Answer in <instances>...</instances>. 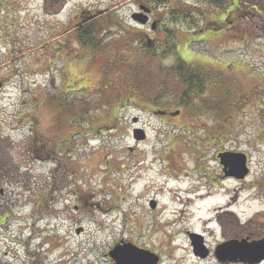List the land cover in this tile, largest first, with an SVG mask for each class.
<instances>
[{"label":"rangeland","instance_id":"374dc122","mask_svg":"<svg viewBox=\"0 0 264 264\" xmlns=\"http://www.w3.org/2000/svg\"><path fill=\"white\" fill-rule=\"evenodd\" d=\"M237 1L239 19L262 0ZM231 7L0 0V264H115L108 252L123 243L156 253L158 264H264L215 255L225 242L264 239V18L242 30ZM79 8L104 30L96 51L75 36ZM142 8L152 22L131 18ZM120 49L133 61L104 77L96 59ZM179 60L221 73L220 102L202 115L186 102L168 120L139 108L177 111L187 88L172 69ZM158 85L162 106L146 101ZM136 127L144 140L133 138ZM223 151L244 153L248 175L224 176ZM197 189L214 196L195 200ZM189 233L201 236L207 257L193 254Z\"/></svg>","mask_w":264,"mask_h":264},{"label":"trees","instance_id":"16d2710c","mask_svg":"<svg viewBox=\"0 0 264 264\" xmlns=\"http://www.w3.org/2000/svg\"><path fill=\"white\" fill-rule=\"evenodd\" d=\"M152 1L153 3L158 2V4L163 3V0H152ZM204 1L205 2L207 1L209 6L213 8L216 12L223 10L228 5H232L233 7H231L230 11L236 12L235 14L232 15L233 17L232 21L236 19L237 23L238 21H240L243 25H245V23H247V25H251V23H248L251 20V18H254V17L264 18V6H262V2H264V0L258 2V5L251 6L248 9H246V11H243L241 14H245V15L244 17L242 16L243 18L241 17L239 19H237L239 16L238 12L241 11V8L237 7L235 3H238V5L240 6V3H242L241 1H237V0H204ZM243 4L246 5L245 2ZM227 17L228 16H226L225 18ZM221 22L222 20L220 19L217 22L219 30H221L219 26ZM247 25L242 27V30H247L249 27ZM165 32L170 34L171 30L166 29ZM103 34H104V30L100 28L98 23L93 20H89V19L87 20L86 25H84L83 27L82 26L77 27L75 29V36L77 37V41L79 43L80 48H82L83 50H86V49L87 50L90 49L92 51L98 50V46H99L98 36H101ZM168 36L170 37V35ZM142 48H143L142 50L145 53H148V54L153 53V51L149 49L148 45H144ZM169 49H171L170 45L165 41L163 45L160 46L157 53L159 55L165 56V53H167ZM124 50L125 49H120L118 52H116L115 54L111 56L105 55L101 61H98L96 59V61L102 67L104 77L109 76L111 73H115V72H118L124 69L126 62L133 61V60H129L126 57V52H125L126 50L125 51ZM154 55L155 54H152V56ZM99 58H102V57H99ZM148 64L150 65V63ZM127 68L131 70L130 66H128ZM172 69L175 70L176 78H178L181 81V83H183L187 87L186 90L183 91L182 95H180V100L181 102L182 101L185 103L187 102V105L191 107L190 111L194 115L196 114L202 115L206 113L205 111H203L205 107L213 108L214 107L213 104L220 102V97H219L220 95L215 96L213 93L214 91H217L220 88H223L222 81H224V78L221 75V73L219 72L214 73V72L205 71L203 69H198L192 65H189L188 63L187 64L184 63L181 60H179L176 66H174ZM153 78H154V83H157V77L153 75ZM103 84L106 85L107 83H103ZM152 88L155 89V90H152L153 95H151L150 97L148 95V98L146 101H149V104H151V102L155 100V102L158 105L162 106V97L165 95V89H163L161 85L154 86ZM130 89L132 90V92L138 91L137 88L132 87V86ZM194 91L197 92L199 101H194L193 99L189 101V97L191 93H193ZM204 92L208 95V99L206 100L201 96L203 95ZM145 93L147 92L145 91ZM126 99L130 100L129 98H126ZM207 104H209L210 106ZM70 126L72 125L70 124ZM37 145H38L37 147H28L27 149L29 150L27 151V153L31 151L34 155H36L38 152V148L43 147L41 144L37 143ZM3 168H4L3 166H0V171Z\"/></svg>","mask_w":264,"mask_h":264},{"label":"water","instance_id":"95a60500","mask_svg":"<svg viewBox=\"0 0 264 264\" xmlns=\"http://www.w3.org/2000/svg\"><path fill=\"white\" fill-rule=\"evenodd\" d=\"M131 17L140 23L146 22V19L140 17V14L135 13ZM135 121L137 118H133V122ZM132 134L136 141L144 140L146 136L145 131L140 127L134 128ZM218 156L220 164L224 166L223 170L226 176L241 179L248 174L247 158L244 153L226 151ZM150 206L151 208L155 207L154 200L150 201ZM188 236L193 254L200 258L207 257L209 249L202 244L201 236L197 233H189ZM108 254L115 264H158L159 262V256L156 253L130 243L115 245ZM215 255L218 260L240 258L245 262L258 263L264 259V239L251 243L245 240L225 242L216 248Z\"/></svg>","mask_w":264,"mask_h":264},{"label":"flooded vegetation","instance_id":"af4514ba","mask_svg":"<svg viewBox=\"0 0 264 264\" xmlns=\"http://www.w3.org/2000/svg\"><path fill=\"white\" fill-rule=\"evenodd\" d=\"M8 1H10V0H8ZM48 0H45V2H47ZM58 1H61L62 3L64 2V0H58ZM43 3H44V0H37V4H38V6L41 8L42 7V5H43ZM45 4H47V3H45ZM233 7V6H232ZM143 9V11L141 10V11H139V12H137V13H140V17H142L143 19H146V22L145 23H143V24H147V23H149V22H152L153 20L151 19V10L150 9H148V8H146L145 10H144V8H142ZM85 12H86V10H84V9H82V8H79L78 9V11H77V16L76 17H78V19L76 20V22H77V24H76V26H74L75 28H77V27H80V26H84V25H86V22H87V20L88 19H84V14H85ZM232 12V15L235 13L234 11H230V12H228V16H229V13H231ZM152 29V28H151ZM184 104H185V102H181V104L178 106V108H177V111L175 110V112H171L170 110H168L167 108H166V105H163L162 107H160V108H158V107H156V106H152L151 108L150 107H146V106H140L139 105V108H141V109H143V110H145L146 112H152L153 114H155L156 116H158L160 119H163V120H168L167 118H169V117H171V115L172 116H177V115H179L182 111L180 110V108L181 107H183L184 106ZM175 113V114H174ZM224 152V151H223ZM219 153H221V152H218L217 153V155L219 154ZM222 172H223V175L224 176H226V174H225V172H224V170L222 169ZM3 193V190L1 189V192H0V194H2ZM262 262H264V260L262 261ZM261 262V263H262Z\"/></svg>","mask_w":264,"mask_h":264},{"label":"bare ground","instance_id":"6f19581e","mask_svg":"<svg viewBox=\"0 0 264 264\" xmlns=\"http://www.w3.org/2000/svg\"><path fill=\"white\" fill-rule=\"evenodd\" d=\"M198 193L195 194V200H199V201H202V200H206L212 196H214V193H211V192H204V193H201V191H203V189H197ZM193 203V201H190ZM209 232V231H208ZM210 235V234H209Z\"/></svg>","mask_w":264,"mask_h":264}]
</instances>
